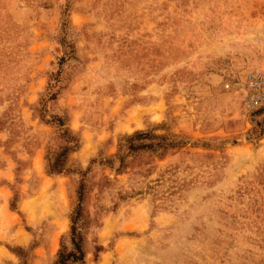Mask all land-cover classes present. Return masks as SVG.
Listing matches in <instances>:
<instances>
[{
	"label": "rangeland",
	"instance_id": "obj_1",
	"mask_svg": "<svg viewBox=\"0 0 264 264\" xmlns=\"http://www.w3.org/2000/svg\"><path fill=\"white\" fill-rule=\"evenodd\" d=\"M65 20L74 59L45 114L80 148L48 175L63 141L36 109ZM255 68L264 0H0V264H53L81 181L86 264H264V106L243 112ZM134 132L183 144L128 152Z\"/></svg>",
	"mask_w": 264,
	"mask_h": 264
},
{
	"label": "trees",
	"instance_id": "obj_2",
	"mask_svg": "<svg viewBox=\"0 0 264 264\" xmlns=\"http://www.w3.org/2000/svg\"><path fill=\"white\" fill-rule=\"evenodd\" d=\"M67 13V11H66ZM66 20L63 21L58 35V44L63 49V54L58 60L59 69L56 73L49 75L46 91L40 98L36 113H38V119L40 123L45 125H53L58 129L63 146L59 150L46 158L47 165L46 171L48 175H62L66 172L67 160L70 154L76 152L80 148V140L76 134H74L67 126L68 118L66 116H51L47 117L46 104L50 101H54L60 91V79L61 68L70 59H74V45L67 38L68 27ZM125 142V148L128 152H137L141 150H161L167 151L182 147L183 141L176 139L175 137L166 138L158 137L153 134H145L142 132H134L132 135L125 136L122 139ZM143 140H148L144 143ZM123 146L120 144L119 149ZM120 161V167L123 166V159L118 154ZM84 183L80 182L77 190V204L74 207L70 215V229L66 237H62L60 241V247L56 253L53 264H86L87 255V238L83 231L86 226V216L83 208L84 201ZM16 196L10 203L12 211L16 210ZM18 254V251L16 252Z\"/></svg>",
	"mask_w": 264,
	"mask_h": 264
},
{
	"label": "built area",
	"instance_id": "obj_3",
	"mask_svg": "<svg viewBox=\"0 0 264 264\" xmlns=\"http://www.w3.org/2000/svg\"><path fill=\"white\" fill-rule=\"evenodd\" d=\"M225 89L229 85H224ZM245 96L243 100V112L251 114L264 106V73L259 69H251L245 74Z\"/></svg>",
	"mask_w": 264,
	"mask_h": 264
}]
</instances>
